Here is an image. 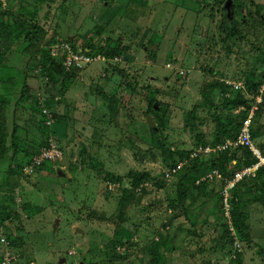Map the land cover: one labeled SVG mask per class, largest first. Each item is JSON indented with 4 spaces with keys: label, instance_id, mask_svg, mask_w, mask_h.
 <instances>
[{
    "label": "rangeland",
    "instance_id": "374dc122",
    "mask_svg": "<svg viewBox=\"0 0 264 264\" xmlns=\"http://www.w3.org/2000/svg\"><path fill=\"white\" fill-rule=\"evenodd\" d=\"M10 1L2 2L16 14L24 8L32 14L35 11L47 31V42H67L71 36L69 43L86 52L88 42L111 46L121 38L123 50L107 59L95 47L89 52L95 60L78 70L74 81H66L62 96L58 93L61 82L54 85L45 77L40 54L31 56L24 50L25 44H14L7 58L11 70L1 74H11L15 80L10 112L11 126L15 122L21 128L20 156L28 151L35 158L51 141L58 145L61 156L44 161L42 167L20 169L17 161H10V151L9 158L0 163V190L10 194L15 188L13 218L0 226V264L6 259L9 264H148L149 247L159 233L167 232L174 244L164 264H229L228 251L214 247L221 223L228 221L225 215L219 218L216 195L206 205L211 196H201L196 203L203 204L201 213L192 208L186 216L169 221V199L175 197L178 175L164 176L169 167L148 129L149 116L157 125L159 120L149 110L147 96L152 94L169 104L170 124L164 135L174 149L194 148L185 116L194 105L203 122L200 128L210 141L214 122L200 106V92L209 91V85L217 81L244 85L246 74L263 69L264 23L260 15L264 16V0H240L242 7L229 21L223 10L226 0L222 4L217 0H148L146 4L142 0ZM111 4L121 9L115 17L107 9ZM229 26L241 34L227 38ZM24 80L31 95L17 103L13 122L14 103ZM222 99L221 94L216 96L218 103ZM254 99L251 96V105L258 104ZM48 100L52 105L46 104ZM257 106L261 112L257 123H264V102ZM44 110L50 122L48 118L42 124ZM58 120L63 124H57ZM263 140L264 129L263 136L255 138L259 144ZM58 168L63 174L55 173ZM9 169L14 175L6 181ZM104 171L121 175L123 184L106 180ZM131 171H147L156 181L137 189L141 203H131L121 212L115 196L122 193L123 185L131 186ZM249 213L253 242L239 241L235 246L242 250L246 264H264V203L252 202ZM118 214L123 228L131 232V243L118 247L126 259L109 261L103 247L115 235ZM208 214L218 223L203 232ZM190 219L197 225V234L188 231L193 227Z\"/></svg>",
    "mask_w": 264,
    "mask_h": 264
},
{
    "label": "trees",
    "instance_id": "16d2710c",
    "mask_svg": "<svg viewBox=\"0 0 264 264\" xmlns=\"http://www.w3.org/2000/svg\"><path fill=\"white\" fill-rule=\"evenodd\" d=\"M33 1V0H32ZM219 3H224L225 0H217ZM31 3V0L30 2ZM37 3V2H36ZM142 3H148V0H142ZM114 7L112 4L107 6L108 11L114 15V17L121 11ZM239 7H242L240 0H233V12ZM224 13H226L227 20V11L223 6ZM234 13H232V18ZM264 23V16L260 15ZM111 18V16H110ZM231 25V24H229ZM47 31L43 24H41L36 19V13L32 14L28 9L24 8L23 12L16 14L13 10L5 8L3 2L0 1V89L2 93L0 94V163L9 158L10 151H13V157L10 161H17L19 168L22 169L25 166H31L35 155H32L25 151V155L21 157V152L23 151L22 144L20 141L23 140L20 131V126L15 123L16 116V107L18 102L26 101L30 97V88L29 83L24 80L20 86L21 94L18 100L15 101L13 113V122L14 125L11 126V104H12V84L15 81L14 78L9 74L7 77L2 76V72L11 70L7 65L8 54L13 51L14 44L19 45L20 43L24 46V50L31 56L40 54V64L45 77L53 82L54 85L61 82V87H59L58 93L60 95H65L67 89L66 81H74L77 77V69L68 70L64 65V57H53L48 49L49 44H53V41H45ZM240 31L237 28L229 26L227 29V38H232L236 35H240ZM53 40V39H52ZM67 42H72L71 36ZM120 42H116L113 45H99L97 42L91 41L84 44L86 49L85 53L91 52L95 47L102 50L103 55L112 59L117 55L121 54L123 50V45ZM60 42V41H55ZM122 46V47H121ZM51 47V46H50ZM49 47V48H50ZM91 54V53H89ZM7 65V66H6ZM262 70L258 71L254 69L255 74L251 73L250 75L246 74L244 77V88L235 89L233 84L222 83L220 81L210 84L212 88L207 91L202 89L201 95L203 100L201 101L200 106L204 108L214 122L213 128V137L210 141L207 140L205 132L201 130L203 122L200 121V116L197 113V105H194V108L185 112V116L188 119L187 128L190 130L192 137L194 138V149L199 146H211L214 147L217 144H225L227 141H234L243 125L244 120L246 119L250 109L251 103L250 98L253 96L256 98L259 93L262 85L264 84V58L261 59ZM117 69V68H116ZM149 88L148 86L146 87ZM100 94L103 93V90L99 88ZM232 93H235L232 95ZM222 95L223 99L218 103L216 96ZM249 95V96H248ZM251 95V96H250ZM148 99V108L154 115L158 118L159 123L156 124V128L149 126V132L153 138V144L161 150L163 156V161L166 166L176 167L180 163H183V166L176 175H178V181L176 182V194L175 197L169 199L168 210L171 211L170 220L173 222L175 219L186 216L189 214V211L195 207V204L198 203L201 199L202 193H206L210 182L220 180V191H216V185L213 186L214 195H216V202L220 205V215L223 218L225 215V204L223 190L227 181L224 178H217L213 175L214 170L221 171L225 177L231 178L239 170H242L245 167L252 166L257 162V159L252 155L251 151L244 147L238 146L235 148L228 147L225 150H221L219 153L209 152V153H200L194 158H190L192 150L187 149H174L166 136L164 135V129L167 124H170L168 118L170 114L169 104H166L158 100L152 94L147 96ZM255 100V99H254ZM38 108V102L35 101ZM49 102V103H47ZM46 104L52 105V102L48 100ZM55 102V101H54ZM264 102V96H263ZM157 103V106L155 104ZM239 111H235L239 109ZM42 110V109H41ZM48 113V112H47ZM47 113H42L41 123L45 124L50 117ZM261 112L258 109L255 111L254 122L256 118H259ZM13 124V123H12ZM53 124V123H52ZM49 124L48 126H52ZM57 124L60 121H57ZM58 126V125H57ZM45 135L50 137V133L45 129ZM261 135V130L253 128L252 136L257 138ZM51 141V140H50ZM53 142V141H51ZM50 142V143H51ZM49 143V142H48ZM47 143V144H48ZM49 143V144H50ZM48 144V145H49ZM264 155V149L262 148ZM38 154L37 150L34 154ZM25 157V158H24ZM47 160L45 161L48 163ZM235 161V162H233ZM21 162V163H20ZM43 162L40 165L35 167H42L46 163ZM183 168V169H182ZM55 170V173H57ZM99 173L101 170L98 171ZM105 179L113 182L122 183V176L113 174L111 172H102ZM132 178L131 186L127 187L123 185V190L121 194H117L116 203L119 206L121 212L124 208L131 203L140 204L141 197L136 198V190L142 187V190L145 183L155 182L156 178L151 173L147 171H131ZM165 174V171H164ZM14 175V172L9 169L8 175L5 180L9 179V176ZM59 175V174H58ZM64 176V175H61ZM174 176V177H175ZM246 179V178H245ZM243 179L238 182L232 189L229 190L228 203L230 206V222H224L220 225V238L215 240V249L222 248L226 249L231 257L229 264H246L244 262V254L241 249L232 247L236 238L230 229L233 227L235 234L238 240L247 244L252 243V237L250 233V225L248 223V212L244 207L243 189L245 186H249L247 183L252 182V186L257 188L264 189V166H260L256 172V175L249 180ZM15 188H11L8 191L10 194H6L0 190V226L4 223H8L13 218V210L15 197L13 196L12 191ZM254 189V188H253ZM251 187V191L253 190ZM222 191V193H221ZM203 204L200 203L196 206L197 213H201ZM29 205L26 204L25 210L28 212ZM189 216V215H188ZM187 216V217H188ZM90 217H92L90 215ZM117 218L119 219L116 224V229L114 232V237L103 247V252L109 261L113 260H122L126 259L127 255L118 249V247L130 245V236L131 232L123 228L122 226V215L118 214ZM193 221L190 219V222ZM171 225L165 223L164 226ZM182 225V224H181ZM193 227L188 229L190 234H197L196 223L192 222ZM176 232V229H174ZM167 233H159L158 240L154 241L153 244L149 247V260L148 264H164V258L167 254L172 252L173 249V240L170 238ZM13 241V239H11ZM230 246V247H229ZM84 264V262H83Z\"/></svg>",
    "mask_w": 264,
    "mask_h": 264
},
{
    "label": "built area",
    "instance_id": "2783aa9c",
    "mask_svg": "<svg viewBox=\"0 0 264 264\" xmlns=\"http://www.w3.org/2000/svg\"><path fill=\"white\" fill-rule=\"evenodd\" d=\"M0 1L4 2V0H0ZM50 49H51V51H50L51 55L53 57H61V56L64 57V65L68 70H70V69H77V70L84 69V68L88 67L90 64H92V62L95 60L93 55H91L89 53L82 52L80 49H75L69 42H55L54 44L51 45ZM233 86L235 89L244 88V85L239 84V83H233ZM263 96H264V84L262 85V87L260 89L259 95L256 97V104L257 103L259 104L263 100ZM257 105H255V104L251 105V109H250L246 119L243 122V125L240 129V132H239L237 138L234 141H227L225 144H221V146H217V148L211 147V146H201L197 149L192 150V152L190 154V158H194L202 152L203 153H209V152L214 151V149L225 150L231 146H234V147L244 146V147L248 148L251 151L252 155L257 159V162L255 164H253L252 166L246 167V168L238 171L234 175L233 182H231L223 190L224 204H225V217L228 220L227 222H230V206L228 203L229 188L234 185L235 181L241 180L245 176L254 174V172L257 171L260 166H264V155H263L262 149L254 141L253 136H252V128H253V124H254L255 111H257L259 108ZM44 112L47 113V110H44ZM49 117H50V115H49ZM60 156H61L60 148L58 147L57 144H55V142H51L48 146L44 147L41 150V152L39 153L38 156H36L33 159V163L29 167L33 168L37 165L42 164L44 161H47V160L52 161V160L59 158ZM182 166H183V163H180L176 167H170V168L166 169L164 176L167 179L173 178L175 176V174H177L179 172V170L181 169ZM214 174L219 176L218 170H214L213 175ZM110 188H114V187L111 186ZM230 229L233 232L232 235H234L236 238L235 243H234V247L237 249H240V248L236 247V246H239L240 244H239V240L235 234V230L233 227H230ZM235 244H236V246H235ZM3 264H9L7 259L3 262Z\"/></svg>",
    "mask_w": 264,
    "mask_h": 264
},
{
    "label": "crops",
    "instance_id": "0c3cea01",
    "mask_svg": "<svg viewBox=\"0 0 264 264\" xmlns=\"http://www.w3.org/2000/svg\"><path fill=\"white\" fill-rule=\"evenodd\" d=\"M16 1V0H15ZM11 2V4H12V0L10 1ZM4 5V4H3ZM14 9H15V7H14ZM12 55V51L8 54V56H11ZM115 58V57H114ZM108 59V58H107ZM91 65V64H90ZM92 72V71H91ZM90 73V72H89ZM228 84L230 83V84H232L231 82H227ZM234 83H236V82H234ZM249 96V95H248ZM255 102H256V99H255ZM261 102H263V100L261 101ZM260 102V103H261ZM259 103V104H260ZM239 110H240V108H239ZM261 116V115H260ZM257 118H256V120H255V122H254V124H253V128H256V129H260L261 130V135L260 136H263V129H264V123H262V122H259V123H257ZM253 128H252V130H253ZM212 137H213V133H212V135H211V139H212ZM253 139H254V141H255V138L253 137ZM256 142V141H255ZM262 143H257L260 147H261V149L263 148L264 149V140L263 141H261ZM217 146H221V144H217L216 146H214V147H216L217 148ZM231 148L233 149V148H235L234 146H231ZM222 149H214V151H212V152H215V153H219L220 151H221ZM263 151V150H262ZM233 162H235V161H233ZM246 168V167H245ZM244 169V168H243ZM240 171V170H239ZM218 172H219V176L218 175H216V174H214V176H217V178L216 179H218V178H224L226 181H227V183H226V185H225V187L226 186H228L231 182H233V179H234V175L231 177V178H228V177H225V175L221 172V171H219L218 170ZM238 172V171H237ZM236 172V173H237ZM256 172L257 171H255L254 172V174H251V175H248V176H245L243 179H245V180H249L250 178H253V176H255L256 175ZM235 173V174H236ZM243 179H241V180H238V181H235L234 182V185L232 186V187H230L229 188V190L230 189H232L238 182H240V181H242ZM217 182V184H214V182H210V185H209V187H208V189H206V193H202V196H207V197H209V196H211L210 198H209V201H206V203L204 204V205H206L207 203H210L211 202V199H214V197H215V195H212V194H214V192L212 191L213 190V186H215L216 185V189H217V191L219 190V187H220V180H217L216 181ZM249 186H245L244 187V189H243V191H244V193H243V195H245V194H248L249 195V197H248V200L247 199H245V198H243V200H244V207H245V209H246V211L248 212V223H249V217H250V213H249V210H250V208H251V206H252V202H256V203H264V189L262 190V188H257V187H255V186H252V182L251 183H247ZM251 187H252V191L250 190L251 189ZM196 206H197V204L195 205V211H196ZM196 213H197V211H196ZM219 215V218H221V215L220 214H218ZM195 216H197V215H195ZM203 221H204V225L201 227V229H202V231L203 232H205L206 231V228H210V227H212L213 226V223H218V221H217V219L215 218V216H213V215H211V216H209V214L207 215V217L205 218V219H203ZM212 222V223H211ZM250 225V224H249ZM201 231V230H200ZM251 233V232H250ZM218 234H220V232H218ZM221 236L219 235V238H220ZM251 237H252V234H251ZM252 242H253V237H252Z\"/></svg>",
    "mask_w": 264,
    "mask_h": 264
},
{
    "label": "water",
    "instance_id": "95a60500",
    "mask_svg": "<svg viewBox=\"0 0 264 264\" xmlns=\"http://www.w3.org/2000/svg\"><path fill=\"white\" fill-rule=\"evenodd\" d=\"M224 7L227 11L228 19L230 20L232 17V13H233V8H232L233 7V0H226L224 3ZM155 106H157V103L155 104ZM148 124L152 128H156V124H155L153 118H151L150 116L148 117ZM57 172H58V174H63L62 170L60 168H58Z\"/></svg>",
    "mask_w": 264,
    "mask_h": 264
}]
</instances>
